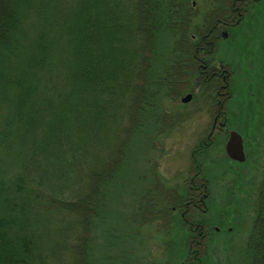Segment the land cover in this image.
Listing matches in <instances>:
<instances>
[{"label":"rangeland","instance_id":"rangeland-1","mask_svg":"<svg viewBox=\"0 0 264 264\" xmlns=\"http://www.w3.org/2000/svg\"><path fill=\"white\" fill-rule=\"evenodd\" d=\"M232 2L177 0L182 24L171 22L168 31L151 38L154 50L141 53L143 98L136 120L128 121L117 154L119 134L98 150V167L110 162L112 170L94 194L90 226L86 230L64 210L41 216L35 231L44 262L38 263L249 264L264 175V0H239L238 11L231 10ZM214 22L228 35L215 37L217 52L204 64L225 76L222 96L216 91L221 80L207 84L196 69L180 67L186 71L177 81L174 70L188 61L182 36L197 38ZM187 94L191 99L184 102ZM217 99L223 101L224 128H213ZM229 130H241L248 140L246 162L237 171L225 149ZM82 164L86 168L85 162L78 165L64 187L65 197L75 202L88 192ZM196 171L198 180L208 181L207 195L200 201L196 191L200 207L185 211Z\"/></svg>","mask_w":264,"mask_h":264},{"label":"trees","instance_id":"trees-1","mask_svg":"<svg viewBox=\"0 0 264 264\" xmlns=\"http://www.w3.org/2000/svg\"><path fill=\"white\" fill-rule=\"evenodd\" d=\"M176 4L0 0V264L44 262L35 230L52 210L88 229L94 194L112 170L98 167V150L119 134L117 154L136 120L141 53L171 22L182 24ZM82 162L88 192L75 202L64 187ZM248 246L249 264H264V175Z\"/></svg>","mask_w":264,"mask_h":264},{"label":"flooded vegetation","instance_id":"flooded-vegetation-1","mask_svg":"<svg viewBox=\"0 0 264 264\" xmlns=\"http://www.w3.org/2000/svg\"><path fill=\"white\" fill-rule=\"evenodd\" d=\"M236 2L239 3V0H233L232 4H231V10L233 11H238L239 7L236 5ZM195 2H193L192 4H194ZM223 4V3H222ZM215 20H219V19H215ZM220 22L216 23L214 22L213 26L209 28V30L207 32L201 33L197 36L195 35H190L189 37L186 36H182L183 42H185L184 45H180L181 50L186 54V60H188L187 62H181L176 64V68L175 73H176V77H177V81L178 78L181 77L183 78L184 74L182 73L183 70L187 69V70H192V72H196V70L199 72L200 75H202V81L207 82V84H210V82H214V84L221 80V83L223 84H217L218 86L216 87V91H217V95H221V90H223L224 88L227 87V81L225 79V76H223L219 70H212L209 69L207 64H204V62L211 60L210 59V55H213V52H217V46L218 43L216 42V38L215 37H224L226 38V36L228 35V32L226 30L222 31L221 30V26L219 25ZM231 24H229L230 26ZM234 27V26H231ZM194 39V40H193ZM204 57V58H203ZM180 67H183L185 69H180ZM196 69V70H195ZM186 71V70H185ZM209 82V83H208ZM222 107H223V101L221 99H217L216 101V109L214 110L216 112L215 116L213 117V128L214 127H225V123L222 122V118L223 120L226 121V116H225V112L224 114H222ZM218 124V125H216ZM241 138H242V144H243V151H244V145L247 144L248 140L247 138L244 137L243 133L241 130H236ZM231 131H228V138L230 135ZM228 141V140H227ZM227 143V142H226ZM225 143V144H226ZM226 149V148H225ZM227 154V153H226ZM228 159L234 164H232L231 166H234V168L236 169V171L240 168V166H242L245 162L244 161H237L232 159L228 154ZM244 157H245V151H244ZM248 160V159H247ZM199 169V168H198ZM197 175H198V171H196L193 176L190 178V191H188L187 193L189 194V192L191 193L190 196H188L186 198L185 203H183V205L186 207L185 211H188L190 208H194V207H200L199 205V201L196 200V196H198V194L196 193V191H201L200 194V201H203L204 197H206L207 195V187H208V181L205 180L204 178L198 180L197 179ZM203 181V182H202ZM207 181V182H206ZM200 183V184H197ZM172 212H176L177 210V206H172ZM184 215V213L182 214V216ZM191 223V222H190Z\"/></svg>","mask_w":264,"mask_h":264},{"label":"water","instance_id":"water-1","mask_svg":"<svg viewBox=\"0 0 264 264\" xmlns=\"http://www.w3.org/2000/svg\"><path fill=\"white\" fill-rule=\"evenodd\" d=\"M191 99V95L187 94L183 97V101H189ZM226 153L234 160L243 161L244 160V151H243V144L242 138L240 134L236 131H231L229 135V139L226 143Z\"/></svg>","mask_w":264,"mask_h":264}]
</instances>
